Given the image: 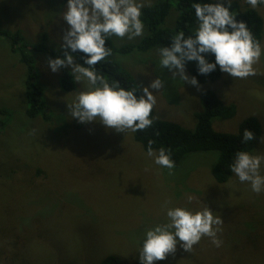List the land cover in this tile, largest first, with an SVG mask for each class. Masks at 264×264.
I'll use <instances>...</instances> for the list:
<instances>
[{
  "label": "rangeland",
  "instance_id": "rangeland-1",
  "mask_svg": "<svg viewBox=\"0 0 264 264\" xmlns=\"http://www.w3.org/2000/svg\"><path fill=\"white\" fill-rule=\"evenodd\" d=\"M155 2L152 0V5ZM67 3L0 0V31L21 33L25 38L24 47L12 48V41L0 36V108L10 112V117L0 113V227L13 221L28 226L32 237L17 251L11 245L4 249L7 236H1L0 264H21L16 261L18 255L28 264H60L61 260L100 264L112 253L119 259L127 256L121 259L123 264H140L146 231L168 222L165 201H171L169 208L194 212L208 206L224 221L218 234L223 243L217 248L205 237L191 253L178 244L174 256L156 264H264V193H254L238 177L217 183L213 169L218 153H190L169 175L168 169L146 156L134 133H117L99 122L81 124L72 119L68 104L87 90V82L77 83L70 68L53 73L48 65L52 57L36 50L41 46L47 52L62 50L69 29L63 20ZM258 9L264 19V5ZM175 23L173 10L166 27ZM147 36L145 28L144 35L134 40L115 36L110 40L120 49L137 45ZM154 51L147 53L150 56L113 53L106 62L116 61L141 89L157 78L165 82L163 89L153 91L157 120L195 129V116L203 111L201 95L212 91L238 107L234 119H215L214 131L237 133L246 118L258 115L264 135V55L254 66L257 75L241 79L221 72L219 80L199 84L198 91L173 80L172 72L160 66ZM24 56L33 60L49 121L43 115H26L29 70L21 61ZM75 62L82 65L79 58L75 57ZM66 74L73 77V91L63 88ZM186 74L192 77L188 70ZM18 187L25 190L18 191ZM187 195L198 202L188 203ZM248 205L254 206L257 214Z\"/></svg>",
  "mask_w": 264,
  "mask_h": 264
},
{
  "label": "clouds",
  "instance_id": "clouds-1",
  "mask_svg": "<svg viewBox=\"0 0 264 264\" xmlns=\"http://www.w3.org/2000/svg\"><path fill=\"white\" fill-rule=\"evenodd\" d=\"M257 9L264 5V0H243ZM152 0H68L63 20L69 29L63 36V56L49 59L48 65L53 73L61 68H70L77 83L87 82V90L80 92L75 101L68 104L72 119L81 124L99 122L107 129L117 133H135L146 131L154 124L153 116L157 105L156 95L164 88L162 79H155L142 88V95L137 97L138 87L125 90L118 81L109 83L104 75L99 74L97 64L106 62L112 56V49L107 48L106 41L113 36L120 39L134 40L142 37L145 25L141 19L145 7H151ZM198 26L193 35L185 37L180 31L171 40L170 47L158 49L160 66L172 72V79H179L200 91L195 77L186 74V64L196 62L201 75L214 72L219 66L222 73L233 78L246 79L257 75L254 67L264 55V47L256 39L247 23L237 21V13L230 10V3L217 0L215 3H193ZM85 54L87 67L75 62V53ZM215 56V62L206 58ZM151 89V90H150ZM35 130L30 134H34ZM255 134L244 130L243 142L255 140ZM264 143V137H261ZM154 141L148 142L146 156L154 163L173 174L175 161L171 150L161 147L158 152L153 149ZM264 154H252L247 151L236 153L231 165L241 183H248L256 194L264 193ZM148 171V169H145ZM197 198L187 195V202L193 203ZM171 201H165L168 222L156 225L146 231L139 252L140 264H156L169 255H175L177 245L186 252H192L201 240L207 237L217 248L223 241L218 234L223 230L221 216L205 206L200 211H190L183 207L169 208Z\"/></svg>",
  "mask_w": 264,
  "mask_h": 264
},
{
  "label": "trees",
  "instance_id": "trees-1",
  "mask_svg": "<svg viewBox=\"0 0 264 264\" xmlns=\"http://www.w3.org/2000/svg\"><path fill=\"white\" fill-rule=\"evenodd\" d=\"M242 1L243 0H226V4L230 3V10L237 13V21L247 23L254 37L258 39L261 42L262 47H264V19L258 8L253 9L250 5ZM215 2H217V0H156L155 4L151 7H145L142 9L143 15L141 19L145 28L148 30V36L143 39L142 42L137 45L123 46L122 48L117 49L109 39L106 41L105 46L112 49V54L119 53L125 55L137 52L139 54L150 56L147 53L155 50L154 52L156 55L158 54V49L162 47H170L172 38L180 31L185 33V37L194 34L198 22L195 16V10L192 8L193 3ZM173 10L176 12V23L172 28L166 27L167 20ZM0 36H7L12 41V48H16L19 45L22 47L25 46V38L21 33L11 35L6 31H0ZM42 38L46 40L44 35ZM25 49H30V47ZM36 50L38 52H45L52 57L51 59L57 57L62 58L63 56V49L59 52H47L44 46H41L37 47ZM74 56L81 60L82 66L87 67L84 63V53L78 52L75 53ZM206 58L209 62H215L214 55H209ZM21 61L28 66L29 70L26 82L29 87L27 89L26 98L28 104L26 115L30 118H36L43 115L45 118H49L46 120L49 121L50 115L47 112V104L44 102L43 86L39 83L37 72H35V69L33 68V60L32 58L24 56ZM96 68L98 73L104 75L105 79L110 84L114 81H118L121 87L125 90L134 89L136 87L141 89L136 83L134 77L129 72L122 70L116 61L101 62V64L96 65ZM186 70H188L191 76L195 77L201 85L215 82L221 78L219 66H217V69L214 72L207 75H201L198 71L197 63L188 62L186 64ZM63 88L67 91H73L75 89V83L71 75L66 74L64 76ZM136 95L137 97L142 95V89L137 91ZM201 103L203 111L196 116L197 125L195 129L190 130L175 122L155 119L152 127L146 131L135 132L134 138L146 152L150 140L154 141L152 146L157 152L161 147L166 150L170 149L171 157L175 161V168H177L183 158L190 153L216 152L219 156L215 168L213 169V176L217 183L226 184L237 177L231 172V165L235 160L237 152L247 151L252 154H264V143L260 142L261 137H264L260 117L258 115H253V117L246 118L240 124L237 133H218L213 129V121L215 119L223 121L234 119L237 115V105L229 104L223 99L221 100L219 95L212 91L203 92L201 95ZM0 113L2 116L10 117V112L7 109L0 108ZM153 116L155 117V111L153 112ZM245 129L251 130L255 134L256 139L244 143L243 133ZM5 168L7 167L5 166ZM27 188L31 189V187ZM16 190L20 191L25 189H23V187H18ZM262 206H264V202H262ZM238 207V209L243 208L242 206ZM247 208L252 210V213L257 214L254 206L251 207L248 205ZM27 228L28 226L24 228L23 225L15 224L13 221L8 225L6 224L5 227H0V237L7 236V242L8 240L11 241V244H7L6 242L4 249L11 245L13 246V250L19 251L22 244L31 241L32 237L29 236L31 233L26 230ZM37 234L40 239H44V237L41 238L40 233ZM40 239L38 240L41 241ZM1 247L2 245H0V248ZM115 255V253H112V256H108L100 264H123L121 259H127V256H123L119 259ZM16 261L21 264H28L25 259H21L20 255L17 256ZM60 264L82 263L76 260H61Z\"/></svg>",
  "mask_w": 264,
  "mask_h": 264
},
{
  "label": "bare ground",
  "instance_id": "bare-ground-1",
  "mask_svg": "<svg viewBox=\"0 0 264 264\" xmlns=\"http://www.w3.org/2000/svg\"><path fill=\"white\" fill-rule=\"evenodd\" d=\"M199 114V113H198ZM208 115V114H207ZM196 117V116H195ZM202 118V117H201ZM209 120V119H208ZM206 121V120H205ZM207 127V126H206ZM216 127V126H215ZM208 130H209V128H208ZM111 189V188H110ZM112 190V189H111ZM118 212V211H117ZM117 212H115V213H117Z\"/></svg>",
  "mask_w": 264,
  "mask_h": 264
}]
</instances>
